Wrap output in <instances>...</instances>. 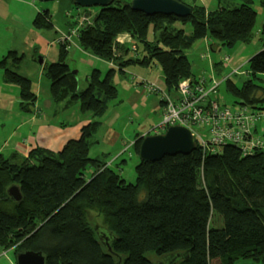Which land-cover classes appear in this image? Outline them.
<instances>
[{
  "label": "trees",
  "instance_id": "obj_1",
  "mask_svg": "<svg viewBox=\"0 0 264 264\" xmlns=\"http://www.w3.org/2000/svg\"><path fill=\"white\" fill-rule=\"evenodd\" d=\"M131 2L84 8L98 12L91 19L78 17L73 26L82 49L113 65L105 76L94 69L86 88L78 86L67 64L68 40L61 45L57 41L59 58L43 69L52 98L56 104L78 102L92 121L58 153L43 147L22 158L0 153V246L15 247V253L42 252L47 264H157L177 253H188L179 264H264V151L244 156L228 144L212 154L197 145L189 155L140 161L134 184L112 170L104 157L90 156L99 143L101 118L117 96L115 72L123 75L130 65H156L167 93H175L183 80H196L187 50L201 40L208 41L211 51L249 42L256 4L264 9V0H218L204 19L193 13L187 18L149 17L132 11ZM34 25L53 29L50 11L41 10ZM260 32L263 49L248 60L247 80L240 87L226 81L225 91L236 109L244 105L258 111L264 103L259 79L264 75V23ZM23 57L11 51L1 68L5 83L20 88L21 108L30 111L37 95L32 80L19 72ZM204 57L210 56L200 55ZM214 63L223 70L226 62ZM141 141L133 145L137 154ZM13 185L21 190L20 202L8 195ZM92 211L102 215L106 227L91 225ZM97 226L112 237L119 258L107 254Z\"/></svg>",
  "mask_w": 264,
  "mask_h": 264
},
{
  "label": "rangeland",
  "instance_id": "obj_2",
  "mask_svg": "<svg viewBox=\"0 0 264 264\" xmlns=\"http://www.w3.org/2000/svg\"><path fill=\"white\" fill-rule=\"evenodd\" d=\"M181 2L192 7L195 16L204 19L207 11L213 10L217 7L218 0H181ZM30 4L34 8L29 11L27 8L24 9V5L18 0H4L3 3H0V29L2 30V33H0V39L5 43L12 42L13 48L18 49L20 54H24L23 63L19 72L21 75L29 77L32 80L33 87L37 92L39 90L43 102L46 97L52 98L51 88L50 83L42 74V68L39 62L40 59L35 54H37V52L41 56L57 54L55 52L59 49L57 41L71 33L73 26L76 25L78 20L80 21L78 17H83L84 20H87V18L91 19L94 14L96 15L98 10L92 9L91 11H83L84 8H77L70 0H55L50 2L30 0ZM43 9H48L50 11L53 29H37L35 27L34 19L37 13ZM256 10L258 12L257 20L252 30L253 36L249 42L239 41L231 48L223 47L221 48V51H211L209 49L208 41L201 40L188 49L187 54L193 64V68L197 70L196 74L203 75H201V77H195V81L192 79H185L183 81L190 80L192 83H196L199 80H204L205 83L208 84L215 80L219 84L215 97L223 100L225 104L229 106H234L231 104V102L234 101L233 96L225 91L226 81L230 79L237 86H242L244 81L247 80L246 75L249 74L247 71L248 60L262 50V45L258 38L259 31L264 21V9L257 3ZM29 18L31 19L29 20ZM11 19L19 21L20 25L12 22ZM78 42L79 40L76 35L73 37L71 36L69 54L71 60L77 63V68L80 73L79 79L81 81L80 88L84 89L87 86V76L91 68L99 69L103 76H105L111 69V66L104 60L82 52ZM201 54H209L210 58L204 57V59L211 60L208 62L207 60L204 61L200 59ZM47 58L49 59L48 62H52L53 59L49 57ZM226 58L229 61L222 64L223 70L220 69L219 66L213 67L215 64L214 62L221 64L222 61H226ZM209 63L212 70L208 67ZM1 73L3 74V69L1 70ZM2 74H0V108L12 105L13 100L20 94V88L18 85L4 83ZM157 77H161V70L158 66H141L137 64L127 67L125 76L115 72L112 77L114 84L117 86V96L109 103V108L101 121L104 127L115 126L116 132L121 134L122 139L115 146V151L108 153L107 156H113L115 154L116 158L124 150L120 158L115 161V164H113V169L121 172L127 183L134 184L136 182V166L140 161L139 155L135 152L134 147L131 146L132 141L143 134H149L150 136L158 135L154 130V127L162 121V111H154L157 105H159L161 96L158 95V93L156 95H141L138 90H135L136 83H140L143 80L150 83ZM259 79L262 82V85H264V75L259 76ZM15 93L16 95H13ZM175 93L168 94L166 91L165 94L173 96ZM16 106H18V100H16ZM78 107L79 105L77 103L70 108V112L73 113L72 117L79 114ZM262 107H264V103L262 104ZM8 109H6V111ZM4 114L0 111V117L4 116ZM68 114L69 115L61 114V121L64 119L70 121L71 114L69 112ZM12 116L15 117L16 113H13ZM15 124L16 122L13 120L6 125V130L13 129ZM165 131H163V133H165ZM192 131L194 132V130ZM204 132V128L199 130V133ZM194 134L193 137L195 143L197 142L196 147L197 145L200 147L201 142L196 135V131ZM259 136L262 137V135ZM129 145L131 147H129ZM102 146L101 148L96 149V151H103ZM235 146L239 147L241 151L239 145ZM256 151H264V146L255 149L253 153ZM94 152L95 150L91 151L92 154H94ZM124 159L126 160L125 163L123 161ZM117 164H119L118 166H122V170H119ZM11 203L9 202V207L13 204ZM3 207L7 208L8 205L5 204ZM88 218L92 226L98 224L102 227H106L104 218L102 215L97 214V212L93 211V214L90 212ZM12 249H15V247ZM0 264H15L14 252L8 250L5 251L0 246Z\"/></svg>",
  "mask_w": 264,
  "mask_h": 264
},
{
  "label": "crops",
  "instance_id": "obj_3",
  "mask_svg": "<svg viewBox=\"0 0 264 264\" xmlns=\"http://www.w3.org/2000/svg\"><path fill=\"white\" fill-rule=\"evenodd\" d=\"M18 1L22 5H24V9L27 8L30 11L34 8L30 4V0H18ZM3 2H4V0H0V3H3ZM43 10H48V9H43ZM38 13H37V15H38ZM30 19L31 18H29V20ZM11 21L20 25L19 21H16L14 19H11ZM263 23H264V21H263ZM263 23H262V25H263ZM261 28H262V26H261ZM74 30H75L74 28L71 29V33L68 35H65V37L69 38V40L67 41L68 46L66 48V51H67L66 56H67V64L71 68V70L73 67L78 70L77 63L75 61L71 60V57L69 54L70 38H71V36L72 37L74 36V35H72V31H74ZM260 31H261V29H260ZM260 31H259V38H258L259 42H260V38H261V32ZM0 33H2L1 29H0ZM4 35H6V34H4ZM121 40L123 41V38H121ZM58 42L61 45V44L66 43V40L64 38H62V39L60 38V40ZM59 43H58V45H59ZM78 43H79V47H80L82 52H85V53L93 56L90 52L82 49V47L80 46V42H78ZM12 48H13L12 42L5 43V42H2V40L0 39V74H2L1 73V70H2L1 61L8 55L9 52L14 51L19 56L24 55V54H20L18 52V49H14V48L12 49ZM262 49H263V46H262ZM55 52L57 54L50 55V56H41L40 54H38V52H37V54H35L40 60L42 59V62H40V61L39 62L41 64L43 75H44L43 69L45 67V64L56 62L58 60L59 49H57V51H55ZM47 57L53 59L52 62H48L49 59ZM93 57H95V56H93ZM96 58H98V57H96ZM98 59H100V58H98ZM22 63H21V66H22ZM108 64L111 67L113 66L109 62H108ZM21 66L19 67V70H20ZM210 66L211 65L209 63L208 67L210 70H212V67H210ZM93 70H94V68H91V70L87 76V82H88L90 74ZM126 70H127V68H125V73L123 74L124 76L126 75ZM192 70H193L195 77H199V76L201 77V75H203V74L197 75L196 74L197 70L194 68H192ZM79 76H80V73H79ZM0 78H1V75H0ZM2 79L4 81L3 74H2ZM4 83H5V81H4ZM140 83H136L135 90H138L141 93V95H144V94L149 95L148 93H145V90L142 86H140ZM151 83L155 84L156 87L158 86L160 88L159 89L157 87L160 91L158 93V95H160L162 97L166 93V91H165L166 85L163 81L162 74H161V77L155 78L153 81H151ZM80 87H81V81H80ZM33 89H34V87H33ZM34 91L36 92L37 99H36L34 106L31 108L30 111H24L21 108L20 96L16 97V99L13 100L12 105H9V106L7 105L4 108H0V111H2L3 114L5 112L4 116L0 117V120H1V122H0V153H2L7 158H10L11 156H13L15 154L21 158L27 157L29 155V153L34 148H37V147H43V148L50 150L54 153H58L64 148V146L67 142H69L71 140L79 139L81 137L82 129L92 121V117L90 114H88V113L83 114L81 112L80 105L78 102L73 103V102H69V101L65 100L64 102H61L60 104H56L54 102L53 98H51V97H46V99L42 102L41 96L39 94V90L37 92V90L34 89ZM162 91H165V92H162ZM13 95H16V93ZM16 100H18V106H16ZM160 102H161V100H160ZM160 102H159V105H157V107L154 109L155 112H159L160 110L162 111L163 105H161ZM77 103L79 105V107H78L79 108V114L77 116L72 117L73 113L70 112V108L73 107ZM259 107H261V108H259L260 111L258 110V112L264 113V107H262V105H259ZM6 109H8V110L6 111ZM68 112L71 114V116H70L71 120L68 121V120L64 119L61 121L60 115L61 114L69 115ZM13 113H16L15 117L12 116ZM13 120L16 122L14 128L6 130V125L11 123ZM254 133L258 134V135L264 134V120L257 124V127L254 130ZM146 136H150V135L149 134H143L140 137L138 136L134 141H132L131 146H133L134 143L138 139H140L142 137H146ZM121 139H122L121 134L116 132L115 126H113V127L112 126H105L104 127V125H101L99 132L97 134V140L99 141V143L95 144V146L91 149V151L95 150V152H94V154H92L90 151V156L93 158L104 157L105 161L107 162V165L112 170H114L113 164H115V161L120 158V156L122 155L124 150L116 158H115V154L113 156H110V155L107 156V155H108V153L115 151V146L119 143V141ZM101 146L103 147V151H101V152H98L99 150L96 151V149L101 148ZM131 146L129 145V147H131ZM123 161H124V163L126 162L125 159ZM118 165L119 164H117V167L119 168V170H122V168H121L122 166H118ZM92 172H93L92 170H90L88 172L89 178L92 175ZM120 174H122V173L120 172ZM91 214H93V211L91 212ZM97 214H99V213H97ZM3 250H5V251L8 250V251L14 252V249H12V248H10V249L3 248ZM14 257H15V252H14ZM15 264H16V262H15Z\"/></svg>",
  "mask_w": 264,
  "mask_h": 264
},
{
  "label": "built area",
  "instance_id": "obj_4",
  "mask_svg": "<svg viewBox=\"0 0 264 264\" xmlns=\"http://www.w3.org/2000/svg\"><path fill=\"white\" fill-rule=\"evenodd\" d=\"M64 39L69 40L67 37ZM228 61L226 58L225 62ZM141 86L145 93H159L153 83L143 80ZM218 87L215 80L208 84L204 80L196 83L183 81L173 96L164 94L161 97L164 102L162 121L154 130L157 134L174 126L194 130L201 142L202 151L212 154L228 144L239 145L244 156L264 146V135L261 137L254 133L257 124L264 120V114L251 111L244 105H239L236 109L237 106L234 108L225 104L215 97ZM201 128H204V133H199Z\"/></svg>",
  "mask_w": 264,
  "mask_h": 264
},
{
  "label": "water",
  "instance_id": "obj_5",
  "mask_svg": "<svg viewBox=\"0 0 264 264\" xmlns=\"http://www.w3.org/2000/svg\"><path fill=\"white\" fill-rule=\"evenodd\" d=\"M41 2H50L55 0H38ZM74 5L81 8H105L110 6L114 0H70ZM130 8L134 12L142 13L146 16H175L177 18H187L192 15L193 10L186 4L178 0H132ZM41 62V60H40ZM71 73L75 76L80 85L79 71L74 67ZM139 148L140 161L157 162L165 156L189 155L196 149L195 139L190 129L181 126L168 128L165 133L151 135L141 138ZM8 195L14 202L22 200V193L18 186L13 185L8 189ZM96 233L99 241L107 249V254L111 256H120L116 254L111 247L112 237L104 228L97 226ZM188 257L185 254H170L163 261L157 264H179L182 258ZM16 264H47V257L42 252H33L20 250L15 253ZM118 264H121L119 261Z\"/></svg>",
  "mask_w": 264,
  "mask_h": 264
}]
</instances>
